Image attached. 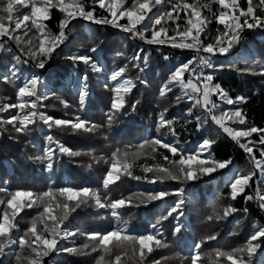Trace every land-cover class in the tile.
<instances>
[{"label": "snow or ice", "instance_id": "snow-or-ice-1", "mask_svg": "<svg viewBox=\"0 0 264 264\" xmlns=\"http://www.w3.org/2000/svg\"><path fill=\"white\" fill-rule=\"evenodd\" d=\"M213 3L218 5L217 11L212 10ZM165 5H170V10L165 11ZM244 5L246 6H242L241 0H209L208 3L203 0H193L191 3L188 0H0V53L7 52L13 61L2 78L16 89L14 102L0 99V134L8 131L5 126L10 125L11 132L15 135H10L9 139L16 140L21 135H30L32 126L42 125L41 130L48 133L42 154L28 158L43 165V171L49 174L52 181L43 192L30 189L10 190L7 181L0 185V264H11L13 258L16 264H43L44 258L53 253L90 255L98 251L102 254L96 264H103L105 256H111L113 249L121 251L114 256L111 264H128L130 260H136L137 264H166L169 260L167 256L161 255L159 259L153 257L151 261L148 257L169 247L164 232L165 221H172L171 235L174 237L185 229V186L233 165L232 158L222 160L215 156L212 149L217 139L210 135H202L195 148L188 147V142L181 143L176 127L181 120L185 131L189 125H194L197 132L205 133L210 126H214L217 136L226 134L248 154L252 169L247 172L234 170L229 177L228 199L236 201L243 197L245 205L255 202L264 211V127H258L248 119L247 111L242 107L247 103L246 97L237 95L233 98L228 90L215 82V73L225 68H234L241 74L264 77V61L259 59L244 57L246 66L243 68L237 67L240 58L217 59L230 57L233 50L245 40L246 31H264V0H244ZM25 9L27 11H23ZM53 9L62 14L58 24L59 31L55 34L47 23L52 19ZM97 9L101 10V14H97ZM204 9L209 15L204 14ZM181 13L184 14L183 22ZM212 18L216 20L218 27L216 34L209 39L206 33ZM77 19L96 25H110L129 39L157 46V51L162 47L193 51L195 55L192 58L180 61L170 70L167 80L159 89V97L179 89V95H175V104L178 106L187 102L190 105L183 115L170 116L169 109L163 108L156 116V135L144 138L138 145L127 146L123 150L117 148L107 158H97L92 152L73 151L54 137L52 131L57 128L91 135L101 128L111 129L119 117L128 114L129 108L132 112L136 111L140 100L129 104L126 98L138 84L148 83L139 74L135 78L128 77L127 64L112 70L106 80L102 81L104 88L111 93L109 107L104 113L106 123L97 124L86 115L85 108L90 95L87 70L104 72L101 58L95 55L99 51V45L90 46L86 51L77 49L68 59L72 61L74 68L82 64L86 69L79 78L78 108L69 113L67 110L73 106L60 99L59 102L65 109L64 116L58 118L48 114L44 101L50 98V93L48 83L40 73L46 69L53 53L68 40L72 31L70 25ZM12 42L16 46L15 52L12 47L7 46ZM117 55L123 57L124 53ZM126 59L139 73H143L149 55L144 48H140L135 55ZM164 59L168 60L169 57L165 55ZM22 68L39 71L26 73ZM197 111L199 114H196ZM254 134L258 137L255 141L251 139ZM32 147L35 148L36 145L33 144ZM256 153H259V159ZM82 155L91 158L92 163L87 165L89 169L101 161L108 165L101 180V188L87 185L54 187L52 173L56 162L63 156L75 158ZM156 155L162 162L151 166L145 164L142 168L143 175L133 174V163L136 160L142 156L155 159ZM123 177L154 186L165 185L169 181L176 182L179 186L174 189L153 187L147 191L111 198L107 193ZM170 197L173 199L169 204ZM157 202L168 205L166 214L161 215L154 223L150 222L149 230L144 233L130 231V223L122 218V210L147 207ZM82 206L105 210L107 217L99 218L113 219L115 227L105 233L74 229L67 222ZM33 208L38 209L37 214L30 221L27 230L21 231L17 217L25 209ZM248 212V207L239 209L229 203L214 210L213 215L207 219L225 221L237 213H243L247 217ZM235 223L239 225L240 221L236 220ZM218 235L219 233H214L194 242L190 255L182 259L188 260L189 264H264V225L253 223L251 234L241 246L230 250L216 247L208 254L202 252V247L208 241H216ZM229 235L239 233L233 231ZM77 236H83L87 240L79 248L66 247L62 243ZM25 251L27 255H23Z\"/></svg>", "mask_w": 264, "mask_h": 264}, {"label": "trees", "instance_id": "trees-1", "mask_svg": "<svg viewBox=\"0 0 264 264\" xmlns=\"http://www.w3.org/2000/svg\"><path fill=\"white\" fill-rule=\"evenodd\" d=\"M188 2L191 3L193 0H188ZM203 2L208 3L209 0H203ZM241 3L242 6H246L244 5V0H241ZM211 7L213 11L218 10V5L214 3ZM164 10H170V5H165ZM203 11L205 15H209L206 9ZM97 14H101V10L97 9ZM183 15L181 13V22H183ZM61 19L62 14L53 9L52 19L47 22L52 33H58V24ZM121 22L123 23L124 21ZM169 26H173L171 22H169ZM70 27L72 31L68 40L53 53L46 69L40 73L48 83L50 93V98L44 101V104L47 105L45 110L48 114L58 118L64 116L65 109L60 104V99L66 100L73 106L67 110L69 113L74 112L78 108L79 78L86 69L82 64L74 68L72 61L68 59L77 49L86 51L90 46L99 45V51L95 55L101 58L104 72L94 73L91 70H87V83L90 95L87 98L85 108L86 115L97 124L103 125L106 123L104 113L109 107L111 93L104 88L102 81L106 80L107 75L112 70L124 67L127 64L126 75L128 77L135 78L139 74L148 82L147 85L138 84L137 88L133 89L132 94L126 98L129 104L140 100L136 111L132 112L129 108L128 114L119 117L111 129L101 128L94 135L76 134L67 129H53L52 134L54 137L73 151L92 152L97 158L101 156L107 158L117 148L123 150L127 146L138 145L144 138L156 135V116L163 108L167 107L169 109L170 116H182L187 107L190 106L187 102H183L178 106L175 104V95H179V89H175L173 93H168L164 97H159V89L167 80L170 70L180 61L194 56L189 50L162 47L157 51V46H149L140 40L129 39L124 33L110 25H96L83 19L74 20ZM217 27L216 20L212 18V23L208 25L206 33L209 39L216 34ZM219 27L222 28L223 26ZM244 35L245 40L233 50L230 57H219L217 59L230 60L240 58V63L237 65L240 68L246 66L243 62L244 57L264 61V31H246ZM81 45L84 47L81 48ZM7 46L12 47L14 52L16 51L14 42ZM140 48H144L145 53L149 55L147 67H145L143 73H139V70L134 68L126 59V57L135 55ZM120 52L124 53L123 57L117 55ZM165 55L169 57L168 60L164 59ZM12 62L10 54L7 52L0 53V99H4L5 102H14L16 98V89L11 83L4 82L2 78L8 72V67ZM22 71L27 73L39 70L22 68ZM215 76V82L220 83L222 87L228 90L233 98L237 95L247 98V103L242 107L247 111L248 119L256 126L264 127V77L241 74L234 68H225L223 71H217ZM17 84H19V81ZM196 114H199V112L197 111ZM182 125L183 120L176 125L181 143L188 142V147L195 148L196 144L200 142L202 135H210L217 139V143L212 149L215 156L222 160L232 158L233 165L229 169L217 172L211 177H205L197 182H189L185 186L186 202L184 211L186 215L183 218L185 229L182 230L179 236L174 237L171 235L172 221H165L164 232L169 247L152 253L148 257L149 261L153 257L159 259L163 255L169 257L166 264H189L188 260H183L182 258L190 255L191 246L194 242L208 235L219 233L217 240L208 241L201 251L208 254L216 247L230 250L245 243L246 238L252 232L253 223L264 225V211H261L255 202H249L245 205L243 197H239L236 201L228 199L230 191L229 177L233 175L234 170L240 169L247 172L252 169L251 158L248 154L226 134L217 136V130L214 126H210L207 132L200 133L195 130L194 125H189L187 131L183 129ZM5 127L8 131L0 134V185L7 181L10 190L30 189L34 192L46 191L52 183L49 174L43 171V165L34 162L28 157L42 154L46 143L45 136L48 133L41 130L43 128L42 125L32 126L33 130L30 135H21L18 139L13 140L9 139L10 135H15V133L11 132V126L7 125ZM251 139L255 141L258 137L254 134ZM33 144L36 145L35 148L32 147ZM256 155L259 159V153H256ZM157 162H162L158 155L155 156V159L142 156L133 163V174L143 175L142 168L145 164L151 166ZM89 163H92L89 156L82 155L75 158L63 156L54 166L52 177L55 180V184L53 186L87 185L101 188V180L108 165L101 161L99 164H93V167L89 169L87 167ZM178 186L176 182L172 181L167 182L165 185L157 184L154 186L146 182H138L131 178L123 177L116 185L111 186L107 194L111 198H118L122 194L130 195L135 192L147 191L153 187L157 189L164 187L174 189ZM172 199V197L169 198V204ZM229 203L239 209L248 207L247 217L243 213H237L225 221H209L207 219L208 216L213 215L214 210L225 207ZM167 207L168 205L163 202H157L147 207L141 206L138 209L122 210L121 215L123 219L129 221L130 231L134 230L136 233H144L149 230L150 222L154 223L161 215L166 214ZM37 212L38 209L36 208L25 209L24 212H21L20 216L17 217L21 231L27 230L30 221ZM100 216L107 217L105 210L82 206L69 217L67 223H70L74 229L79 228L84 232L105 233L115 227L113 219H100ZM236 220L240 221L239 225L235 223ZM233 231L238 232L239 235H229ZM86 242L87 240L83 236L62 241L66 247L77 248ZM120 251V249H113L111 256H105L103 264H111V260ZM17 252H19V249H17ZM177 253H179V256H177ZM27 254V251L23 253V255ZM101 254L99 251L90 255L62 252L58 255L53 253L48 258L49 264H96ZM11 264H16L15 258L12 259ZM128 264H137V262L136 260H130Z\"/></svg>", "mask_w": 264, "mask_h": 264}, {"label": "rangeland", "instance_id": "rangeland-1", "mask_svg": "<svg viewBox=\"0 0 264 264\" xmlns=\"http://www.w3.org/2000/svg\"><path fill=\"white\" fill-rule=\"evenodd\" d=\"M241 44H242V43H241ZM45 259H47V260H45ZM43 264H49V258H48V257H45V258H44Z\"/></svg>", "mask_w": 264, "mask_h": 264}, {"label": "water", "instance_id": "water-1", "mask_svg": "<svg viewBox=\"0 0 264 264\" xmlns=\"http://www.w3.org/2000/svg\"><path fill=\"white\" fill-rule=\"evenodd\" d=\"M45 260H47V259H45Z\"/></svg>", "mask_w": 264, "mask_h": 264}]
</instances>
